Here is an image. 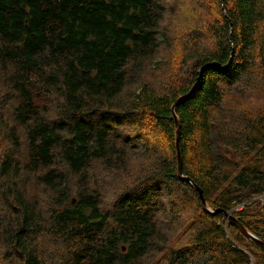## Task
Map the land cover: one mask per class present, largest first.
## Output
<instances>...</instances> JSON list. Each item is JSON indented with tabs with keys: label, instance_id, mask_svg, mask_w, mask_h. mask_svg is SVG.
<instances>
[{
	"label": "trees",
	"instance_id": "trees-1",
	"mask_svg": "<svg viewBox=\"0 0 264 264\" xmlns=\"http://www.w3.org/2000/svg\"><path fill=\"white\" fill-rule=\"evenodd\" d=\"M215 3L222 9L210 24L214 46L189 55L195 64L189 82L161 93L146 81L133 89L132 80L167 40L163 0H0V64L13 65L19 94L14 122L0 111V190L9 210L0 222L2 259L49 262L39 238L47 227L62 264H264V245L226 216L264 239V205L253 200L264 192V170L256 165L264 160V106L227 125L218 117L234 86L264 83V0ZM35 86L49 99L48 111L54 107V118L36 108ZM175 113L183 174L203 189L206 206L180 177ZM21 127L28 147L24 164ZM141 149L153 156L150 173L105 206L103 188L88 172L91 163L122 171L130 150ZM56 155L77 181L42 173L56 195L44 215L26 190L24 170L48 166ZM192 203L196 214L186 237L171 241L170 225ZM165 209L173 223L158 220Z\"/></svg>",
	"mask_w": 264,
	"mask_h": 264
},
{
	"label": "rangeland",
	"instance_id": "rangeland-1",
	"mask_svg": "<svg viewBox=\"0 0 264 264\" xmlns=\"http://www.w3.org/2000/svg\"><path fill=\"white\" fill-rule=\"evenodd\" d=\"M216 0H163L166 8L162 25L166 31L167 40L161 41L156 52L149 61H145L143 66L138 69L137 74L133 76L132 88L138 87L143 82H148L157 92H167L172 87L183 82L191 80V73L195 69V64L190 60L189 55L196 50H208L214 46V39L210 30V24L217 22L221 15L220 6L215 3ZM222 9V8H221ZM132 62L128 65V72ZM14 67L11 63L0 64V111L8 120L14 122L15 106L19 103V94L13 87ZM130 74V73H128ZM246 83H240L234 86L225 95L221 109L218 111V117L224 125L228 124V119L232 120L237 115H254L264 106V83L260 80L258 83H252L246 86ZM172 88V89H173ZM34 104L38 110H50V101L41 92L38 93V87L35 86ZM49 118L55 117L54 107L46 113ZM22 150L20 152L21 163L28 162V150L26 140V130L24 127L19 129ZM0 144L5 142L1 140ZM157 142L159 138L157 137ZM224 153H227L226 147H220ZM153 157V156H152ZM143 149L134 151L130 150L128 164L122 171H116L108 168L102 162L93 161L92 167L88 172L92 175L91 180L103 188V204L109 206L114 199L125 191L127 188L134 186L148 176L152 169V158ZM242 164L251 165L242 157H237ZM59 155H56L52 164L44 166L39 170L29 171V181L26 187L28 194L35 197L39 202V207L44 215H48L52 210L53 200L56 195L42 181V173L52 170L54 173L63 174L68 178L71 184H75L77 176L73 175L71 170L66 166V162ZM264 170V160L256 164ZM1 188V182H0ZM76 190L69 195L70 198L76 196ZM171 198L166 199V205L169 208ZM185 210L180 214L177 224L170 225L169 234L171 241H180L186 237L187 222L191 216H195L194 204L184 206ZM158 220L160 222L173 223L174 218L167 209L160 212ZM9 217L7 199L0 190V222L3 218ZM50 228L44 227L39 238L43 244V250L46 259L45 264H62L60 251H57L59 244L52 241L48 234ZM55 246V248L53 247ZM151 256V255H150ZM149 256V257H150ZM148 257V258H149ZM159 256H155L152 263ZM0 264H9L0 256Z\"/></svg>",
	"mask_w": 264,
	"mask_h": 264
},
{
	"label": "water",
	"instance_id": "water-1",
	"mask_svg": "<svg viewBox=\"0 0 264 264\" xmlns=\"http://www.w3.org/2000/svg\"><path fill=\"white\" fill-rule=\"evenodd\" d=\"M194 89V88H193ZM193 89L191 91H193ZM191 93V92H190ZM186 94V95H183L180 100H183L185 99L186 97L189 96V94ZM178 103V102H177ZM177 103L174 105L173 107V110L175 112V108H176V105ZM175 120H176V126H177V150H178V164H179V174H180V177L183 179V180H186L188 182H190L191 184H193L198 192L200 193V196H201V200L203 202V205L206 206V198H205V195H204V192H203V189L201 187H199L198 185L194 184L193 183V180L190 178V177H185L184 174H183V162H182V154H181V150H180V145H179V139H178V136H179V129H180V121L177 117V114L175 113ZM76 202V198H73L72 199V203H75ZM216 212H224L223 209H218ZM226 216L227 218H229L232 222H234L238 228H240V230L242 232H244L246 235H248L249 237L255 239L256 241H258L259 243L263 244L264 245V239H261V238H258L256 237L254 234L250 233L246 228L245 226L239 221V219H237V217L233 216L231 213H226ZM125 249V247L123 248Z\"/></svg>",
	"mask_w": 264,
	"mask_h": 264
},
{
	"label": "built area",
	"instance_id": "built-area-1",
	"mask_svg": "<svg viewBox=\"0 0 264 264\" xmlns=\"http://www.w3.org/2000/svg\"><path fill=\"white\" fill-rule=\"evenodd\" d=\"M253 200H258V201L261 202V204L264 205V192L261 193V194H259V195H257ZM250 202H251V201H250ZM244 205H245L244 203H242V204H237V205L233 208V210L239 211V210H241V209L244 207Z\"/></svg>",
	"mask_w": 264,
	"mask_h": 264
},
{
	"label": "bare ground",
	"instance_id": "bare-ground-1",
	"mask_svg": "<svg viewBox=\"0 0 264 264\" xmlns=\"http://www.w3.org/2000/svg\"><path fill=\"white\" fill-rule=\"evenodd\" d=\"M22 94V93H21Z\"/></svg>",
	"mask_w": 264,
	"mask_h": 264
}]
</instances>
